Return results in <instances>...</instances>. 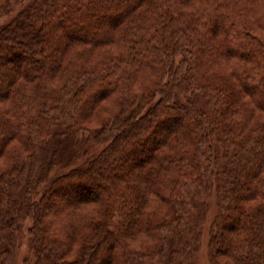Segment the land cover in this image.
I'll list each match as a JSON object with an SVG mask.
<instances>
[{"label":"trees","instance_id":"obj_1","mask_svg":"<svg viewBox=\"0 0 264 264\" xmlns=\"http://www.w3.org/2000/svg\"><path fill=\"white\" fill-rule=\"evenodd\" d=\"M9 14L0 264L29 217L35 264H193L213 194L212 257L264 264V0L2 1ZM72 135L104 147L57 173Z\"/></svg>","mask_w":264,"mask_h":264},{"label":"rangeland","instance_id":"obj_2","mask_svg":"<svg viewBox=\"0 0 264 264\" xmlns=\"http://www.w3.org/2000/svg\"><path fill=\"white\" fill-rule=\"evenodd\" d=\"M2 1H5V0H0V3ZM20 8L21 6H18L16 10L14 11V13L17 12ZM13 14L4 15L0 17V25L9 21ZM243 101L245 102V104H248V106H252V102L247 96H244ZM104 104L102 102V105L98 106L96 110L93 111L91 115L88 116V118L84 117L85 119L84 124L86 126H95L96 120L99 119L98 118L99 114H97V111L99 109L100 110L105 109L103 107ZM100 115L104 116L105 111L101 110ZM62 129L65 130L66 128L63 127ZM13 142L9 143V145L7 146V149L5 150L6 153L0 156V162L6 159V156L9 153L8 150L10 151V149H12L13 147V144H14ZM65 146L67 147L65 148V152H64V160H63V163H61V165L57 167L58 168L56 171L57 173L66 172L72 167L85 162L87 158L99 153L103 149L104 144H95L93 142H90L86 139L85 136L83 137L80 135L79 136L72 135L70 139L65 141ZM43 186L41 187V190H43ZM63 196L68 197L67 195H63ZM218 202L219 201H218L217 194H213L209 202L210 204L208 207V214H207L205 222L203 223L201 242L199 243L197 250L195 252L193 264H217V261H219V263L222 262L226 264H233L231 259L227 255L222 254L216 259L212 257V254H211L212 247L210 246V228L218 212ZM84 208H88L87 205L83 207L82 212L87 215L90 214V210L87 211V209H84ZM32 225H33V219L29 217L24 222H22L20 229L17 232V238H18L19 245L16 251L14 264H35V253H34V249L32 246L31 235H30V228L32 227ZM76 246L78 247V244ZM135 246L138 247L137 244H135ZM11 261L12 259L9 258L7 261V264H11L12 263ZM149 261L150 260L145 261V263H149ZM153 261L151 260V262Z\"/></svg>","mask_w":264,"mask_h":264}]
</instances>
